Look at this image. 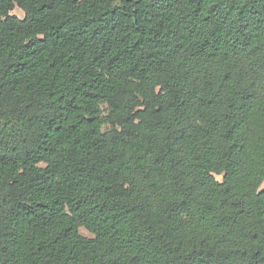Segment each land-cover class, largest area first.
Returning a JSON list of instances; mask_svg holds the SVG:
<instances>
[{
  "label": "trees",
  "instance_id": "trees-1",
  "mask_svg": "<svg viewBox=\"0 0 264 264\" xmlns=\"http://www.w3.org/2000/svg\"><path fill=\"white\" fill-rule=\"evenodd\" d=\"M263 182L264 0H0V264H264Z\"/></svg>",
  "mask_w": 264,
  "mask_h": 264
},
{
  "label": "rangeland",
  "instance_id": "rangeland-1",
  "mask_svg": "<svg viewBox=\"0 0 264 264\" xmlns=\"http://www.w3.org/2000/svg\"><path fill=\"white\" fill-rule=\"evenodd\" d=\"M11 14L14 15V16L19 17L20 19H24V16H25L24 12H23L21 9H19V8H16ZM216 178H217V180H218L219 182L222 181V177H221V176H217ZM262 189H264V182H263V184H262V186H261V190H262ZM80 233H81L83 236L88 237V238H92V237H93L92 234H90L89 232H87V231H86L85 229H83V228L80 229Z\"/></svg>",
  "mask_w": 264,
  "mask_h": 264
}]
</instances>
